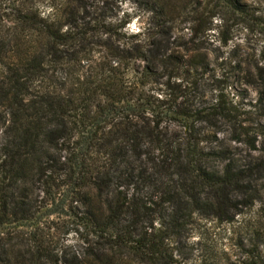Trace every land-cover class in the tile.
I'll list each match as a JSON object with an SVG mask.
<instances>
[{"label": "trees", "instance_id": "16d2710c", "mask_svg": "<svg viewBox=\"0 0 264 264\" xmlns=\"http://www.w3.org/2000/svg\"><path fill=\"white\" fill-rule=\"evenodd\" d=\"M130 1L135 33L111 0H0V264H181L195 218L261 202L264 64L203 45L247 6ZM56 181L68 255L35 231ZM247 227L241 264H264V223Z\"/></svg>", "mask_w": 264, "mask_h": 264}, {"label": "rangeland", "instance_id": "374dc122", "mask_svg": "<svg viewBox=\"0 0 264 264\" xmlns=\"http://www.w3.org/2000/svg\"><path fill=\"white\" fill-rule=\"evenodd\" d=\"M182 1L189 8L205 7L209 3L210 9L219 4L218 0ZM240 1L247 6L246 12L235 15L223 13L220 18H213L210 39L203 45L212 49L220 45L221 39L229 38L227 46L222 49L227 54L231 53L236 60L245 63L259 60L264 64V0ZM111 6L118 11L119 16L126 12L135 15L128 26L129 32H137L142 22L147 21L148 15H144L130 0H111ZM148 26L146 25V28ZM179 27L187 32L186 24L180 23ZM256 97L255 90H252L250 99L254 102ZM239 148L238 153L244 156L243 146ZM215 164L216 167H221L220 163ZM60 183L56 181L50 188L49 197L44 202L47 205L43 203L45 206L41 208L39 215L42 217L41 223L35 231L45 237L51 248L68 255L80 252L82 249L80 237L74 232L75 226L67 216L68 191L64 184L58 187ZM258 188L263 195L261 202L244 209L243 214L236 218L235 223L195 218L190 228L191 237L187 242L179 245L181 264H241L246 258L249 245L247 225L258 226L259 223H264V204H262L264 203V181L258 184Z\"/></svg>", "mask_w": 264, "mask_h": 264}]
</instances>
